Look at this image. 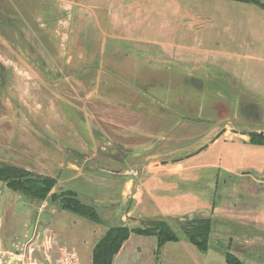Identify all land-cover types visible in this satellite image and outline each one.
<instances>
[{
	"label": "rangeland",
	"instance_id": "1",
	"mask_svg": "<svg viewBox=\"0 0 264 264\" xmlns=\"http://www.w3.org/2000/svg\"><path fill=\"white\" fill-rule=\"evenodd\" d=\"M1 1L0 161L76 191L99 209L103 224L0 181V264H92L102 229L153 218L167 220L180 239L159 248L156 237L132 233L130 264H228V252L243 264H264V146L242 140L264 136V73L230 52L224 62L239 72L246 64L243 78L234 77L211 52L234 44L222 34L224 18L239 21L243 33L249 23L264 29L263 15L249 16L257 5L242 11L229 0H143L148 13L163 16L141 32L174 33L177 44L204 48L192 57L208 60L213 74H190L185 66L195 62L182 61L176 73L155 68L139 76L143 61L83 68L65 48L57 0ZM84 17L87 31L92 15ZM115 77L133 81L110 83ZM190 215L213 221L206 252L181 228Z\"/></svg>",
	"mask_w": 264,
	"mask_h": 264
},
{
	"label": "crops",
	"instance_id": "2",
	"mask_svg": "<svg viewBox=\"0 0 264 264\" xmlns=\"http://www.w3.org/2000/svg\"><path fill=\"white\" fill-rule=\"evenodd\" d=\"M229 1L234 6L237 5V3L241 4V7L238 8L242 11L246 9L250 10L253 4L255 5V3L250 2ZM18 2L21 4L22 0ZM47 2L52 5L55 0H47ZM57 2L62 14L61 22L63 23V28L66 29V32L63 31V35H67V44H64L65 48L67 47L68 51L72 49L78 54V60L82 61L81 64H83V68H89L97 62L107 61V59L113 62L116 61L117 63L115 66L120 68L124 66V68H134L130 62L143 61L146 64L144 63L142 69L137 71L139 76L143 75V73L150 76L151 73L155 71V68L159 70V75L167 76L172 73V69H174V73H176L175 69H182L184 67L181 63L182 61L185 63L191 61L195 62V64L185 66V71H189L190 74L194 73L195 70L199 71V69L202 71L204 70L205 76L213 74L212 69L206 66L208 60L198 63L197 57H192V54L198 51H204V48L177 44L174 39V33L166 35L164 31L154 30L153 28L150 30L152 33L149 31L141 32L149 26L147 21L154 19V16H163V14L148 13L151 9L143 0H137L136 2L134 0H57ZM163 2H179V0H163ZM158 3L162 4L161 1ZM126 6L128 8H126ZM256 8L258 11L254 9L250 10L251 14L249 16H252L254 19L256 15H258L259 18H263L264 8L258 5ZM153 9L158 8L154 6ZM178 11L179 8H176V12ZM84 14L92 15L91 19L88 21L91 22L92 28L87 31L83 29L86 22ZM179 14L181 15V19H188V16L182 14L181 11ZM101 18L104 22H102ZM51 19L54 20L57 18L53 17ZM51 19L48 20L50 21ZM47 21L46 24H49ZM223 21L224 24L222 22L221 25L222 34L225 37L227 36L228 41L234 43L232 45L236 48H233L230 44V46H223L221 51L211 50L213 54H218L216 58H214L215 60L220 57L223 58L222 62H220L221 66H224L222 71L234 77L238 74L241 78H243V74L246 72V64L241 65L242 70L239 72L237 68L230 66L228 59L227 63L224 62L223 56H230L231 52L236 58H240L242 56L241 53H243V58L254 61L264 73V29L260 28L259 23H249L248 28L245 33H243L244 29L239 21L230 20L229 18H224ZM135 27H137V29L134 30ZM184 52H188L189 54L183 55ZM133 68L131 70H133ZM147 68L149 71H142ZM135 69L137 70L138 68ZM196 73L198 74V72ZM251 74L255 73L252 71ZM122 81L131 83L133 79L130 81L127 79L119 80V78L115 77L114 80H110V83L117 84ZM228 134H230V131H228ZM246 135L247 134H244L242 138L244 142L256 146H264V144H257L251 139H247L248 137ZM218 137L219 136H217L215 140H217ZM176 165H178V163ZM95 232H97L96 229ZM105 232L104 229L99 232V235H101L99 240ZM130 237L133 238V235ZM126 242H128V240ZM126 242L115 256L113 264H118L117 262L119 259L123 262H121V264H130V257H132L133 249L131 247L128 249V252H126ZM134 255L135 254H133V256Z\"/></svg>",
	"mask_w": 264,
	"mask_h": 264
},
{
	"label": "trees",
	"instance_id": "3",
	"mask_svg": "<svg viewBox=\"0 0 264 264\" xmlns=\"http://www.w3.org/2000/svg\"><path fill=\"white\" fill-rule=\"evenodd\" d=\"M264 4L257 0H234ZM251 140L257 144H264V137L253 133ZM0 181L5 182L11 190L23 193L38 200H46L49 196L60 205V209L69 211L93 222L103 224L99 209L90 203L83 201L74 190L65 189L57 180L43 174H37L27 168L0 161ZM58 188L57 191H54ZM213 221L209 217H188L181 228L185 232L187 240L195 244L201 251L209 249V238ZM142 236H155L158 247L161 248L167 242H175L180 239L170 223L163 218H153L134 228L127 224L111 226L97 242L93 249L92 264H113V260L130 238L131 234ZM228 264H243L233 253L226 254Z\"/></svg>",
	"mask_w": 264,
	"mask_h": 264
},
{
	"label": "flooded vegetation",
	"instance_id": "4",
	"mask_svg": "<svg viewBox=\"0 0 264 264\" xmlns=\"http://www.w3.org/2000/svg\"><path fill=\"white\" fill-rule=\"evenodd\" d=\"M220 93H221V92H220ZM221 94H222V93H221ZM227 127H229V126H227ZM227 129H231V128H227ZM232 129H233V128H232ZM225 130H226V129H225ZM221 131H223V130H221ZM230 131H231V130H230ZM252 134H253V132L250 133L251 137H252ZM257 134H260L262 137H264V136L262 135V133H257ZM204 148H205V146H204L203 148H201L200 150H202V149H204ZM200 150L194 152L193 154L198 153ZM193 154H191V155H193ZM191 155H189V156H191Z\"/></svg>",
	"mask_w": 264,
	"mask_h": 264
},
{
	"label": "water",
	"instance_id": "5",
	"mask_svg": "<svg viewBox=\"0 0 264 264\" xmlns=\"http://www.w3.org/2000/svg\"><path fill=\"white\" fill-rule=\"evenodd\" d=\"M257 1H259V2H261V3H263L264 4V0H257ZM130 171H118L117 173L118 174H122V173H124V174H128ZM193 217V215H190V218H192Z\"/></svg>",
	"mask_w": 264,
	"mask_h": 264
}]
</instances>
